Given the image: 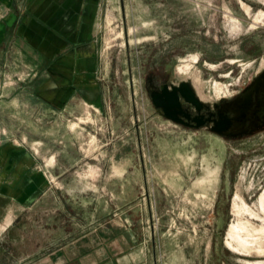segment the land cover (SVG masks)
Segmentation results:
<instances>
[{
	"label": "rangeland",
	"instance_id": "1",
	"mask_svg": "<svg viewBox=\"0 0 264 264\" xmlns=\"http://www.w3.org/2000/svg\"><path fill=\"white\" fill-rule=\"evenodd\" d=\"M181 83L206 116L244 102L239 127L166 119L150 92ZM262 194L264 0H0V264L86 236L120 264H264Z\"/></svg>",
	"mask_w": 264,
	"mask_h": 264
},
{
	"label": "crops",
	"instance_id": "2",
	"mask_svg": "<svg viewBox=\"0 0 264 264\" xmlns=\"http://www.w3.org/2000/svg\"><path fill=\"white\" fill-rule=\"evenodd\" d=\"M19 15H17L18 17ZM20 18V16H19ZM15 20L13 21V23ZM15 24V23H14ZM26 26L33 25L31 20L25 19L23 23ZM20 25H17L18 31L20 30ZM23 27V25H21ZM13 27V26H12ZM31 30L32 27L30 28ZM27 30V29H26ZM25 32V31H24ZM29 33H32L30 31ZM10 34V33H8ZM18 34V33H17ZM9 226L4 227L2 223H0V233H4L7 231ZM105 247L103 243L99 242H90L86 237H81L75 241H72L69 244H66L64 247H61L57 250L52 251L47 256H39L34 257L30 261H26L27 258H23L18 264H120V260H116L113 258H106L105 256ZM125 260V259H124ZM123 260V261H124ZM139 259L133 258V263L138 261Z\"/></svg>",
	"mask_w": 264,
	"mask_h": 264
},
{
	"label": "flooded vegetation",
	"instance_id": "3",
	"mask_svg": "<svg viewBox=\"0 0 264 264\" xmlns=\"http://www.w3.org/2000/svg\"><path fill=\"white\" fill-rule=\"evenodd\" d=\"M164 85H168V84H163L162 87L153 88L151 90L150 92L151 101H152L151 95L153 94V92L154 91L160 92L163 89ZM172 86H176V85H172ZM172 86L168 85L170 90ZM181 104H182V111L190 115V120L184 118L182 115H179V118L183 120L184 124H179V123H176V124L182 125L190 129H197L201 127V126L197 127L198 122L194 121V118H197L198 120L202 121L203 125L210 124L211 130L213 132H220V133H230L236 130L240 125V121H241L240 119H241L243 110L245 109V103L238 100L228 105L219 107L218 109L215 110V112H211L209 116H206L203 114V109L202 111L198 112L196 108L192 105L196 111V113L192 114L188 110H185L184 108L185 102L183 100H181ZM159 110L161 111V113L166 119L170 120L169 118H167L166 114L162 111V109H159Z\"/></svg>",
	"mask_w": 264,
	"mask_h": 264
},
{
	"label": "water",
	"instance_id": "4",
	"mask_svg": "<svg viewBox=\"0 0 264 264\" xmlns=\"http://www.w3.org/2000/svg\"><path fill=\"white\" fill-rule=\"evenodd\" d=\"M151 98L157 109H162L167 118L179 124H184L183 120L179 118V115L190 120V115L182 111L181 100L186 104L193 105L198 112L203 109L202 102L198 99L188 83H181L180 86H172L171 90L168 85H164L160 92L154 91ZM194 121L198 122L197 127L203 125L202 121L197 118H194Z\"/></svg>",
	"mask_w": 264,
	"mask_h": 264
},
{
	"label": "bare ground",
	"instance_id": "5",
	"mask_svg": "<svg viewBox=\"0 0 264 264\" xmlns=\"http://www.w3.org/2000/svg\"><path fill=\"white\" fill-rule=\"evenodd\" d=\"M257 211H258V213H257V211L255 212V211H253V210H250L249 208H246V211H247V213H249L251 216H253V217H256V218H259V215L261 214V213H264V194H262V196L260 197V199H259V201H258V204H257ZM234 231H236L237 229L236 228H234L233 229ZM242 230H244V229H242ZM254 231H255V235H261V236H264V229L262 228V229H254ZM238 236V235H237ZM247 237H250V235H247ZM239 239H240V237H239ZM243 242H245V243H248V241L246 240V241H243Z\"/></svg>",
	"mask_w": 264,
	"mask_h": 264
}]
</instances>
